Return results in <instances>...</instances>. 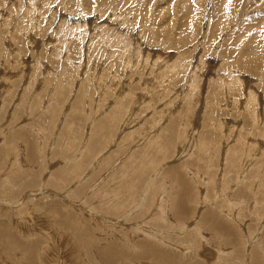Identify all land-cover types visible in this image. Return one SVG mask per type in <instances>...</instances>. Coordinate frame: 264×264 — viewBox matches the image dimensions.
Returning <instances> with one entry per match:
<instances>
[{"label": "rangeland", "instance_id": "rangeland-1", "mask_svg": "<svg viewBox=\"0 0 264 264\" xmlns=\"http://www.w3.org/2000/svg\"><path fill=\"white\" fill-rule=\"evenodd\" d=\"M0 264H264V0H0Z\"/></svg>", "mask_w": 264, "mask_h": 264}, {"label": "bare ground", "instance_id": "bare-ground-1", "mask_svg": "<svg viewBox=\"0 0 264 264\" xmlns=\"http://www.w3.org/2000/svg\"><path fill=\"white\" fill-rule=\"evenodd\" d=\"M37 3V2H36ZM124 54V53H123ZM130 68V67H129ZM230 78V77H229ZM235 151V150H234ZM161 159V158H160ZM234 163V162H233ZM225 221V220H224ZM227 222V221H226ZM149 232V231H148ZM147 232V233H148ZM128 238L130 239V235L128 236ZM204 247H209V248H205V249H203ZM110 248V247H109ZM212 249V250H211ZM203 250V251H202ZM201 251H202V255L204 256V257H202V255H200L199 257L200 258H202V259H204L206 262H208V263H215V262H217V260H218V257H219V252H218V250L217 249H215L214 247H211V246H209V245H206V244H204V245H202L201 246V249L198 251V253H201ZM105 252V251H104ZM160 256V255H159ZM206 257V258H205ZM161 258H162V256H160V257H158V259L161 261ZM163 259V258H162ZM210 259V260H209ZM211 259H214V260H211ZM164 260V259H163ZM162 260V261H163ZM161 261V262H162ZM160 262V263H161Z\"/></svg>", "mask_w": 264, "mask_h": 264}]
</instances>
